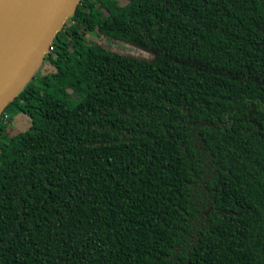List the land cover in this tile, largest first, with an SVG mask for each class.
Returning a JSON list of instances; mask_svg holds the SVG:
<instances>
[{
	"label": "trees",
	"instance_id": "obj_1",
	"mask_svg": "<svg viewBox=\"0 0 264 264\" xmlns=\"http://www.w3.org/2000/svg\"><path fill=\"white\" fill-rule=\"evenodd\" d=\"M67 20L0 116V264H264V0Z\"/></svg>",
	"mask_w": 264,
	"mask_h": 264
},
{
	"label": "water",
	"instance_id": "obj_2",
	"mask_svg": "<svg viewBox=\"0 0 264 264\" xmlns=\"http://www.w3.org/2000/svg\"><path fill=\"white\" fill-rule=\"evenodd\" d=\"M80 0H0V116L34 75Z\"/></svg>",
	"mask_w": 264,
	"mask_h": 264
},
{
	"label": "rangeland",
	"instance_id": "obj_3",
	"mask_svg": "<svg viewBox=\"0 0 264 264\" xmlns=\"http://www.w3.org/2000/svg\"><path fill=\"white\" fill-rule=\"evenodd\" d=\"M120 4H123L125 0H118ZM68 22V20H66ZM83 32L81 31L80 34ZM84 41H96L100 42L101 44H105L110 49H113L115 51L128 54L130 56L134 57H142V58H151L150 51H147L146 49L136 47L134 45L123 43L121 41H115L111 39H103L100 36H96L94 33L84 34L83 35ZM6 114L2 118V121L7 125V132L15 134L19 131H22L27 128L29 125L28 117L23 114L22 112L18 111L16 107H14L12 104L6 109ZM6 115H8L6 117Z\"/></svg>",
	"mask_w": 264,
	"mask_h": 264
}]
</instances>
